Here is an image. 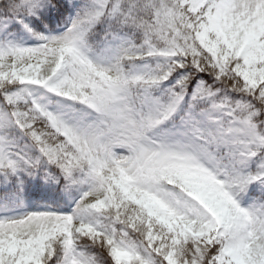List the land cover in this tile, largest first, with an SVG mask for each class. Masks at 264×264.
I'll use <instances>...</instances> for the list:
<instances>
[{
  "label": "snow or ice",
  "instance_id": "1",
  "mask_svg": "<svg viewBox=\"0 0 264 264\" xmlns=\"http://www.w3.org/2000/svg\"><path fill=\"white\" fill-rule=\"evenodd\" d=\"M0 264H264V0H0Z\"/></svg>",
  "mask_w": 264,
  "mask_h": 264
}]
</instances>
